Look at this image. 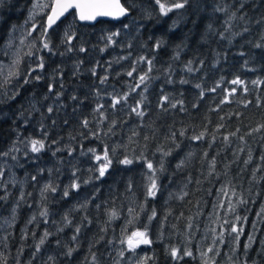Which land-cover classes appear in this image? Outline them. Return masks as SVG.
<instances>
[{
	"label": "trees",
	"instance_id": "1",
	"mask_svg": "<svg viewBox=\"0 0 264 264\" xmlns=\"http://www.w3.org/2000/svg\"><path fill=\"white\" fill-rule=\"evenodd\" d=\"M33 1L3 0L0 4V21H2L0 23V62L6 60V37L10 26H20L26 21ZM123 2L125 0H122ZM140 2L143 6L151 8L152 19L141 21L146 24V27L134 40L122 31L120 36L114 38L117 43L108 47L103 53L99 51L105 46L102 37L120 30L121 21H98L93 25H79L70 13L49 31L52 43L59 46L56 48V55H51L42 48L41 32L43 18L47 11L34 21L36 29L32 31L31 36L27 35V44L19 57L22 75L13 78L12 83L7 85V89L11 91L17 80L23 83V76L27 75L30 66L39 63V57H43L45 67L33 75L40 74L44 78L39 83L24 85L20 96L15 101L0 106V112L9 113L10 117L0 121V152H7L18 135L20 140L44 139L46 148L39 154L28 152L26 157L24 155L27 151L26 144L17 143L19 152L11 153L8 157L0 156V166L5 168L0 196L5 194V190L8 192V199L0 200V224L6 220L5 218H9L0 232V238L2 237L0 264H18V261L19 264H45L49 255H54L59 264H67V258L62 255L65 250L64 245L77 248L71 264H90V246H92L91 252L97 255L98 264H114L118 253L123 250V244L120 241H126L127 237L135 231H144L145 225H148L147 235L151 241L144 247V255L149 258L146 264H204L201 253L206 252L210 247L219 253L218 255L208 254L215 256L214 264H230L229 255L234 247L237 248L236 257L244 259L243 245L248 235L254 231V222L257 229L255 235L258 239L253 244L249 256L259 260L260 264H264V259L257 256L259 240L264 239V217L257 216V213L261 211V204H264V191H262L264 180H261L259 185L252 182L253 171L258 166L256 178L264 176V161L260 159L261 154L264 153V133L245 136L246 143L238 139V136L245 135L250 129L264 123V83L252 84L253 80L264 81V49L253 47L264 33V29L255 23L264 12V8L253 9L249 0V6L244 9L252 21L247 25L249 32L244 33L242 37L236 36L231 43L228 40L221 41L219 36H215L210 37L209 43L204 44L200 43V35L205 25L212 23L220 32L223 31L225 19L222 13H212L213 0H208L210 6L207 14L189 40V46L179 54L178 60L173 61L171 59L173 48L176 43H179L182 30L178 29L169 38L167 47L159 53H153L150 50L154 41L148 38L164 34L168 25L176 18L175 11L168 16H160L159 6L154 0H140ZM161 2L170 3L171 0H161ZM225 2L234 4L236 0H225ZM256 2L259 5V0ZM236 6L239 7V4ZM70 23H73L72 30L76 32V37L73 40L74 51L66 52L67 45L61 44V39ZM245 26L243 22L236 21L233 31H242ZM190 27L191 23H188L183 27V31H187ZM33 42L36 45L35 48L31 47ZM130 42L131 48L128 47ZM144 42H147V47H141ZM81 46H84L87 51L79 52ZM29 51L33 53L31 57L26 55ZM61 52L66 54L61 56L59 55ZM154 55L155 68L150 75L159 76L160 79L154 80L145 94L147 96L144 106L145 116L140 118L131 113V108L140 100L139 92L142 89H137L135 92H130V89L135 86L141 71L147 70V65L140 63L134 77H128L126 72L131 70L133 61L140 56L152 58ZM120 56H127L128 59L120 61L119 64H113L109 68V61ZM189 60H193L192 66L198 71L188 73L184 70ZM201 60L204 61L203 65L200 63ZM78 63L80 64L79 73L73 75L76 71L75 65ZM169 64L173 68V79L177 81L175 84H166L161 75L163 69ZM57 66L62 69V74L56 73ZM93 68L96 69V76L91 73ZM104 76H108V79L101 84L100 78ZM182 77L189 83L181 85L179 80ZM237 77L245 82L244 85L231 84V81ZM49 83L54 85V90L49 99L43 101L41 108L47 131V138H45L40 127L41 112L32 113L29 116L26 111L22 119H17V115L21 105L27 108L25 98L35 93L38 99H42L48 92ZM197 83L204 90L203 98L199 95L201 89L194 87ZM217 83L220 86L216 88V91H209ZM233 87L237 91L228 97L230 102L221 104V100L228 95L225 90ZM245 87L248 89L247 92L244 91ZM125 92H130L126 101H122L115 109L110 107L111 95L121 96ZM56 93H61L58 100ZM164 94L170 96L172 103L183 100L185 111H181L178 105L176 109L169 107L166 113L161 112L157 105L161 95ZM73 96L77 97L75 101L72 99ZM258 99L261 102L260 107H257ZM246 101L251 103L244 107ZM101 104L104 105L101 111L107 118L103 123L100 122L99 113L94 112L97 105ZM193 104H197L198 107L193 108ZM49 105L54 106L51 114L47 113ZM237 113L240 115L237 116ZM84 119L90 121L87 129L81 126V121ZM24 120L29 121L27 125ZM53 120L56 121L55 125L52 123ZM65 120L69 122L67 125L64 123ZM113 120L117 121L113 128L114 134L105 135ZM220 125L223 127H219ZM237 128L240 129L238 136L230 137V143L226 144L223 137L236 131ZM153 130H156L154 138L151 136ZM182 130L186 134L185 137L179 136ZM97 131L100 133L99 138L92 137L91 132ZM133 131L139 132L140 135L133 136ZM170 131L177 133V139L182 142V148L166 158L167 172L159 181L164 186L163 190L157 193L155 199L148 198L146 201L145 186L148 179L145 174L148 169L144 161L136 158L143 152L145 157L158 167L161 157L156 151L157 148L162 147L167 150L174 147L171 141L165 138ZM201 132L205 133V139L200 141L190 139ZM145 134L150 136L147 142L144 140ZM214 136L215 140H213ZM145 144H147L146 148ZM210 144L211 147H209ZM105 146L109 150L116 149L109 174L102 181L94 180L90 184H82L79 195L72 193L70 197L61 199L64 187L73 180L74 170L77 171L80 181L88 179L90 175L98 174L89 172V169L98 167V163L92 153L87 150L95 148L97 154L102 155ZM241 147L245 149L243 152L239 151ZM57 148L61 151L56 152ZM249 149L252 161L245 165L244 160L248 159ZM69 151L72 152L71 156ZM190 151L194 155L182 169L177 170L178 161ZM53 152H56L55 156ZM205 152L208 153L207 156L204 155ZM109 154L111 155V151ZM11 155H16L19 158V164L23 166H13L16 162L11 159ZM125 155L133 158V164L128 166L119 164L118 161ZM213 157H216L214 170L209 166ZM39 168L45 169L42 175L38 173ZM48 169H52L51 175ZM33 175L38 176L37 181H32ZM13 176L20 182L15 186L11 183ZM49 180L59 185V191L56 194H48L49 216L48 222L45 223L44 218L39 216L42 210L40 188ZM129 182L133 186L131 192L127 190ZM225 185L229 188L227 195L220 191ZM232 187L235 188V196L232 195ZM97 189H99L98 192ZM21 190L25 194L24 201L18 207L13 222L12 208L16 205ZM257 192L261 194L258 196ZM28 193H31V196ZM94 193L95 198L92 199ZM169 193L173 194L171 199H169ZM241 196L248 200L247 204H237V199ZM86 197L91 200L87 209L71 211L69 218L72 224L65 226L62 220L64 214L75 205L83 203ZM229 198L235 205L234 212L229 210ZM142 204L143 211L140 207ZM129 208H134L135 211L130 213ZM153 208L157 216L149 222L148 217ZM113 210L117 213L116 218L110 217ZM33 215L36 216V221L29 224L28 220ZM85 216L91 223L84 222L87 226L83 227L78 242H73L71 237L74 235L75 227L81 224ZM237 216L241 219L237 220ZM233 224L237 228H243L238 246L234 240L236 234L231 232ZM57 228H63V231L57 232ZM25 229L26 238L22 239V230ZM45 230L53 235L48 237L45 245L42 246L41 253L33 259L32 253ZM221 234H223V243L220 242ZM56 240L61 242L59 248L56 246ZM172 247L179 249L181 259L173 260L170 255ZM21 248L23 252L20 251ZM185 250H191L193 256H183ZM208 264H213V261L209 260Z\"/></svg>",
	"mask_w": 264,
	"mask_h": 264
},
{
	"label": "snow or ice",
	"instance_id": "2",
	"mask_svg": "<svg viewBox=\"0 0 264 264\" xmlns=\"http://www.w3.org/2000/svg\"><path fill=\"white\" fill-rule=\"evenodd\" d=\"M155 4L159 6V15L160 16H168L169 13H172L175 11L176 18L172 20V23L168 25L167 31L160 35V36H149V40H153L151 46V51L153 53H159L160 50L165 49L169 43V38L176 33L178 29L182 30V37L179 41V43H176L173 48V56L172 60H178L179 54L183 52L188 46H189V40L191 39L193 33L199 28L201 20L204 18V16L207 14V9L210 6L208 4V0H171L170 3H162L161 0H154ZM3 3V0H0V4ZM239 4V7L236 5ZM249 6V0H236V3L234 4H228L225 2V0H213L212 5V13H222L225 17L223 21V31L218 32L212 23H207L205 25L204 31L200 35V43L207 44L209 43L210 37L219 36L220 40H228L229 43H231V40L234 39L236 36H243L244 33H247L250 31L249 27L247 26L250 24L251 18L248 17V14L244 12V9ZM36 7L40 8H51V12L47 15V22L46 26L42 27V48L43 50H46L51 55H56V48L59 47L58 45H54L52 43V40L49 35V30L53 28L54 25H56L57 21H59L62 17L65 16L66 13L69 12V9H76L75 13V19H78L80 21H94L97 19V17H109L113 20L121 21L122 28L120 30L111 32L106 37H102L105 41V46L100 48L99 51L101 53L105 52L108 47L114 45L117 43V40L114 39L115 37H118L121 35V32H126L132 39L134 40L136 36L140 35L143 28L146 27V24L141 23V21H147L151 20L153 17V11L150 7H145L140 2V0H125V2L122 3V0H52L50 4H34L33 9ZM251 7L253 9H257L258 7L264 8V0H259V5H257L256 0H251ZM179 10V11H176ZM135 13V15H134ZM34 18V12L32 9H30V14L28 17V21L33 20ZM124 20H127L128 22H123ZM26 21L25 23H27ZM240 21L243 22L246 26L243 28L242 31H233V28L235 27V22ZM2 23V21H0ZM74 23V22H73ZM73 23H70L68 27L65 29L64 36L61 39V44L67 45L66 52H72L74 51L73 46V40L76 37V32L73 31ZM188 23H191V27L187 29V31H183V27L187 25ZM255 23L260 26L262 29H264V12L261 13L258 19H256ZM22 26L19 25H12L10 26L8 30V35L6 37L7 42L9 45H11L12 40L15 38V33ZM36 29V24L32 23V30ZM135 34V35H134ZM28 36L32 35V31L27 32ZM24 43V40H21V44ZM32 48H35L36 45L33 42L31 44ZM128 47H132V43L130 42L128 44ZM141 47H147V42H144ZM254 48L256 49H264V33H262L260 40L257 41L254 45ZM87 49L84 46L79 47V52L83 53L86 52ZM65 52L59 53V55L63 56L65 55ZM27 56L31 57L33 55L32 51H29L26 53ZM218 55V54H217ZM243 55V53H241ZM39 63H37L35 66H30L27 72V75L23 76V83H19V80H17L16 85L13 87L11 91L7 89V85L9 83H12L13 78H18L22 75L19 65L21 63L19 57L14 59L12 61V70H10L7 77L4 78L3 83H0V106L8 105L15 101L17 97L21 94V89L24 87V85L32 84V83H39L44 77L40 74L33 75V73H36L38 71H42L45 67V64L43 62V57H39ZM128 59L127 56H120L115 58L112 61H109L108 66L109 68L112 67L113 64H119L120 61ZM82 63V62H81ZM140 63H145L147 65L146 71H141V74H139L136 84L134 87L130 89V92H135L137 89H142L139 92L140 100L137 101L136 105L131 108V113H134L135 116L143 118L145 116V110L144 106L147 100V96L145 95L149 88L152 85V82L154 80L160 79L159 76H152L150 73L153 72L155 68V55L152 58H148L146 56H140L136 61H133L131 70L126 72V75L128 77H134V73L137 72V66ZM201 65H203L204 61H200ZM247 64V61L245 62ZM193 60H189L187 64L185 65V71L188 73H193L194 71H198V69H195L193 66ZM79 67L80 64H76L75 68L76 71L73 73V75H78L79 73ZM173 68L172 65L169 64V66L161 72V75L164 77V82L166 84H175L177 81L173 79L172 76ZM56 73L62 74V69L57 66ZM91 73L93 76L97 75L96 69L93 68L91 70ZM117 75H120V73H117ZM108 79V76H104L100 78V83L104 84ZM179 83L181 85L188 84L189 81L187 79H184L183 77L179 80ZM244 81L241 80L239 77L233 79L231 81V84L233 85H244ZM261 83H264V81H261L259 79L253 80L252 84L259 85ZM220 86L219 83L209 91L215 92L216 88ZM63 87V85H61ZM195 88L201 89L200 90V98H203L204 96V90L201 88V85L199 83L194 85ZM54 85L52 83L48 84V92L44 95L42 99H38L35 95V93L30 94V96L26 97V103L27 108L25 109L23 105H21L20 110L17 115V119H22L25 115V112L27 111L29 116H31L32 113L41 112V108L43 107V101H46L49 99L50 94L53 93ZM163 91V89H161ZM228 95L225 96L223 100H221V104L225 102H230L228 100L229 96H232L236 93L237 89L233 87L232 89H226L225 90ZM244 91L247 92V87L244 88ZM130 92H125L121 96L111 95V105L113 109L116 108L117 105L121 104L122 101H126L128 95ZM61 93H56L57 100L59 99V96ZM97 95L99 93L97 92ZM72 99L75 101L77 99L76 96H73ZM183 100H178L175 103L171 102V98L169 95L164 94L161 95L160 101L157 105V107L160 109L161 112L166 113L168 111V108L176 109L178 105L180 106L181 111H185L183 107ZM251 101L244 102V107H247L248 104H250ZM167 105V107H166ZM261 106V102L258 99L257 100V107ZM104 105H97V107L94 109V112L99 113L101 117V123H103L104 120L107 118L104 116V113L101 111L103 109ZM198 107L197 104H193V108ZM54 111V106L49 105L47 107V113L51 114ZM237 116L240 115V113L236 114ZM41 123L40 127L42 130V135L47 138V131L45 129V125L43 123V119H45L43 112H41ZM10 118L9 113L7 112H0V121ZM223 119V117H221ZM29 121L24 120L25 125H27ZM53 125H55L56 121L53 120ZM65 125H67L69 122L65 120ZM117 121L113 120L108 128V132L105 133V135L114 134L113 128L116 125ZM13 124H15V121H13ZM90 121L88 119H84L81 121V126L85 129L89 127ZM151 127V126H149ZM219 127H223V125H220ZM240 132V129L237 128L236 131L229 133L228 135H225L223 137L224 142L230 143V137H237L238 133ZM254 133H264V123L258 124L256 127L250 129L245 135L238 136V139L242 143H246L245 136H252ZM133 136H139L140 133L137 131H133ZM156 135V130H153L151 133L152 138H154ZM91 136L94 138H99L100 133L97 132H91ZM180 137H185L186 134L182 130L179 132ZM87 138V137H85ZM167 140H170L171 143L174 145V147H170L167 150H164L162 147L157 148V152L160 153V161L159 166H155L154 163L151 160H148L144 153L141 152L140 156L136 159L144 161L148 172L145 174L148 179V183L146 184V193H145V200L147 201L148 198L155 199L157 196V193L163 190V185L159 183L161 176L167 172V157H170L173 155V153L177 152L182 148V142L177 139V133L175 131H170L169 135L165 137ZM131 139V138H130ZM150 136L149 134L144 135V140L147 142L149 141ZM193 141H200L205 139V133L201 132L198 135H194L190 137ZM216 137H213V140H215ZM17 143H24L27 146V151H25L24 155L27 157L28 152H31L33 154H39L42 151L45 150L46 144L44 139H36V138H27L26 140H20L19 135L17 136V139L13 141L12 146L9 148L7 152H0V156L8 157L11 153L19 152L20 149L17 147ZM53 143H57V141H53ZM126 147V146H125ZM147 147V144H145V148ZM211 147V144L209 145ZM245 149L241 147L239 149L240 152H243ZM61 151V149L57 148L56 152ZM88 152L92 153V155L95 158V161L98 163V167L89 169V172L91 173H98L96 175H90L88 179H85L83 181L79 180V177L77 176V171L74 170L72 173L73 180L72 182L65 186L62 192L61 199H65L70 197L72 193H76L79 195V190L83 185H87L95 181H102L108 174L109 169L113 166V157L116 155V149L113 148L109 150L107 146H105V149L103 151V154H97L95 148H90L87 150ZM111 151V155L109 154ZM56 152H53V155H56ZM84 153H82L83 155ZM72 155V152L69 151V156ZM194 155L193 152H188L184 157H182L178 163L176 164L177 170L182 169L185 164L190 160V158ZM205 156L208 155L207 152L204 153ZM239 157L237 156V159ZM11 159L16 162V165L13 166H23L19 164V158L16 155H11ZM38 159V157H36ZM260 159L264 161V153L261 154ZM252 161V154L251 150H248V159L244 160V164L247 165ZM120 165L128 166L133 164V158H130L128 155H125L123 159H120L119 161ZM216 164V157H213L212 160L209 162L210 169L215 168ZM259 170V166L256 170L253 171L252 176V182L259 185L261 180H264V176H261L259 179L256 178V172ZM44 168H39L38 173L39 175H42L44 173ZM58 171V169H57ZM5 168L4 166H0V186H3L2 184V178L4 176ZM49 174L51 175L52 169H48ZM212 174L211 171L209 173ZM32 181H37L38 176L33 175L31 177ZM13 186H15L17 183H20L15 180V177L13 176V179L11 181ZM22 187V184H21ZM132 183L129 182L127 185V190L129 192L132 191ZM59 191V185L54 184L52 180H49L47 183L43 184L40 188V198L42 203V210L39 212V216L44 218V222H48V216H49V209L47 207V203L49 201V193L56 194ZM97 192L99 189L96 190ZM220 191H223L225 195L228 194L229 188L227 185H225ZM232 195H236L235 188H231ZM264 191V189H262ZM249 192H251V189H249ZM260 192H257L256 195H260ZM29 196H31V193H28ZM184 195H187V193H184ZM24 192L21 190L20 196L17 200L16 205L12 208V221H15V214L17 212L18 207L21 206V202L24 201ZM173 196L172 193H169V199H171ZM95 198V193L93 194L92 199ZM183 198V197H181ZM8 199V192L5 190V194L3 196H0V200H7ZM254 202V201H253ZM89 203H91V200L87 197L84 199L83 203H79L78 205H75L73 209H70L69 212H66L64 216L62 217V220L65 222V226H70L72 224V220L69 218V213L71 211H79L81 209H87ZM229 210L235 211V205L232 204L231 198H229ZM248 200L244 199L242 196L237 199V204H247ZM31 207V205H29ZM99 207V205H97ZM141 211H143V204L140 206ZM134 208H129V212H134ZM157 212L155 208H153L151 215L148 217L149 222H151L154 218H156ZM257 216L264 217V204H261V211L257 213ZM111 218H116L117 213L115 210H113L110 214ZM166 219V217H165ZM237 220H240L241 217L237 216ZM243 219H247V217H243ZM34 221H36V216L33 215L29 220L28 223L31 224ZM87 222L88 224L91 223V221L88 219L87 216L83 217V220L81 221L80 225H77L74 230V235L71 237V240L73 242H78L79 236L82 232L83 227H86L87 225L84 222ZM6 223H8L6 221ZM55 223V222H54ZM227 223V221H225ZM0 227H3V225H0ZM191 227V225H189ZM147 228L148 225H145L144 231H135L131 234V236L127 237L126 241L121 240L120 243L127 244V248L125 250H122L118 253L119 257L124 258L125 251H129L132 253H135L136 248L141 244H150L151 241L148 239L147 235ZM253 233H250L247 237V241L243 245V256L244 259L241 260L240 258L236 257V251L237 248L234 247L232 249L231 255H229V261L230 264H260V261L257 259H252L249 256V252L253 247V244L257 242V236L255 235L256 229V223H253ZM63 231V228H57V232ZM231 232L235 233L234 240L237 243V246L239 245L240 235L243 233V228H237L235 224L231 226ZM53 235V233L49 232L48 230H45L43 236L39 239V242L35 246V251L32 253L33 259H35L38 254L42 251V246L45 245L47 239L49 236ZM223 234H221V243H223L222 239ZM22 239L26 238V229L22 230ZM103 239V237H101ZM99 241H97L98 243ZM111 243V241H109ZM259 249L257 250V256L261 259H264V239L259 240ZM56 246L59 248L61 246L60 240H56ZM90 246V254H91V261L90 264H98V258L95 252H91ZM65 250L62 252V255L67 258V264H71V260L73 258V254L77 251L76 247H71L64 245ZM23 252V248L20 250ZM209 253H215L218 255L219 253L213 249L208 248L206 252L201 253V257L203 259L204 264H208V261L211 260L215 261V256H209ZM170 255L173 258V260H179L181 259V255L179 254V249L176 247H172L170 250ZM183 256H193V252L191 250H185L183 252ZM87 259V258H86ZM149 259L148 257H141L139 259H136L134 261V264H146V260ZM19 264V261H18ZM45 264H59L56 257L54 255H49L47 258V261ZM116 264H119V261L116 262Z\"/></svg>",
	"mask_w": 264,
	"mask_h": 264
},
{
	"label": "rangeland",
	"instance_id": "3",
	"mask_svg": "<svg viewBox=\"0 0 264 264\" xmlns=\"http://www.w3.org/2000/svg\"><path fill=\"white\" fill-rule=\"evenodd\" d=\"M51 3V0H34L30 9L33 10L34 12V18L33 20L31 21H28V17H29V14H30V9L28 11V15H27V18H26V21H28L27 23H23L21 24L20 28H18V30L16 31L15 33V38L12 40L11 42V45L6 44V47H5V54H6V60L3 61V62H0V78H1V83H3L4 81V78L8 76L10 70H12V61L14 59H16L17 57H20V53L24 50L26 44H27V32L28 31H33L32 30V23H34V21L43 16L45 14V12L47 11L48 12V9L49 8H40V7H36L35 9H33V5L34 4H50ZM47 12L44 16V18L46 17L47 15ZM43 18V20H44ZM24 40V43L21 44V40ZM6 220H4L0 225H3V227H0V232L2 231V229L5 227L6 225V221L8 222L9 221V218H5ZM10 223V222H9ZM2 241V237L0 238V243ZM146 244H141L139 245L136 250H135V253H132V252H129V251H125V254H124V258H121L118 257L116 258V261L114 264H116L117 261H119V264H134V261L136 259H139L141 257H145L144 255V247H145ZM122 248L123 250H125L127 248V244L124 243L122 245ZM122 251V250H121Z\"/></svg>",
	"mask_w": 264,
	"mask_h": 264
},
{
	"label": "water",
	"instance_id": "4",
	"mask_svg": "<svg viewBox=\"0 0 264 264\" xmlns=\"http://www.w3.org/2000/svg\"><path fill=\"white\" fill-rule=\"evenodd\" d=\"M51 2H52V0H51ZM50 12H51V8L48 9L47 15H48ZM70 13L73 14L74 19H75L76 9L73 8V9H69V12L66 13L65 16L62 17L59 21H57V23L61 22V21H62L66 16H68ZM47 15H46V17H45L44 20H43V26H46ZM98 21L118 22L117 20H113V19H111V18H109V17H97V19L94 20V21H80V20H78V19H75V22H76L77 24H79V25H93V24H95V23L98 22ZM57 23H56V24H57ZM54 26H55V25H54ZM54 26H53V27H54ZM50 30H51V29H50ZM50 30H49V31H50Z\"/></svg>",
	"mask_w": 264,
	"mask_h": 264
}]
</instances>
